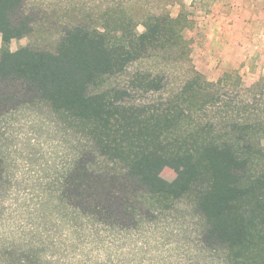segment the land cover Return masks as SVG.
Listing matches in <instances>:
<instances>
[{
	"label": "trees",
	"instance_id": "trees-1",
	"mask_svg": "<svg viewBox=\"0 0 264 264\" xmlns=\"http://www.w3.org/2000/svg\"><path fill=\"white\" fill-rule=\"evenodd\" d=\"M24 5L0 0V102H45L80 134L83 144L58 187L55 208L95 219L111 211L99 199L141 193L168 208L187 197L203 220L206 247L222 250L226 264H264V84L245 98L195 72L166 96L136 102L132 94L162 90V73L138 69L125 85L107 81L153 48L177 47L181 14H149L142 32L129 17L76 24L64 29L54 51L11 50V40L32 31ZM10 86L22 92L3 95ZM164 168L174 171L171 180L161 176ZM3 175L0 160V181ZM31 243L0 236V264L5 253Z\"/></svg>",
	"mask_w": 264,
	"mask_h": 264
},
{
	"label": "rangeland",
	"instance_id": "rangeland-1",
	"mask_svg": "<svg viewBox=\"0 0 264 264\" xmlns=\"http://www.w3.org/2000/svg\"><path fill=\"white\" fill-rule=\"evenodd\" d=\"M24 9L32 31L11 40V50L28 45L54 51L64 29L76 24L129 17L142 32L149 14H181L177 47L153 48L107 81L125 85L138 69L162 73V90L132 94L136 102L166 96L195 72L245 98L264 84V0H25ZM3 91L22 92L18 86ZM82 144L45 102H0V236L32 242L4 252L5 264H226L222 250L202 242L203 220L187 197L168 208L141 193L130 200L99 199L111 211L95 219L56 209L58 187ZM161 176L171 180L175 173L164 168ZM112 187L124 195L119 183Z\"/></svg>",
	"mask_w": 264,
	"mask_h": 264
}]
</instances>
